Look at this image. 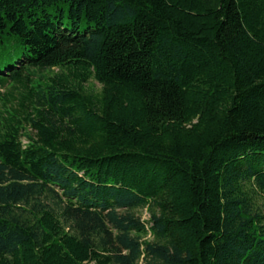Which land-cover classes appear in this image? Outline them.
<instances>
[{"label":"trees","instance_id":"obj_1","mask_svg":"<svg viewBox=\"0 0 264 264\" xmlns=\"http://www.w3.org/2000/svg\"><path fill=\"white\" fill-rule=\"evenodd\" d=\"M0 87V264H264V0H0Z\"/></svg>","mask_w":264,"mask_h":264},{"label":"rangeland","instance_id":"obj_2","mask_svg":"<svg viewBox=\"0 0 264 264\" xmlns=\"http://www.w3.org/2000/svg\"><path fill=\"white\" fill-rule=\"evenodd\" d=\"M96 85H97V84H96ZM97 88H99L98 85H97ZM5 89H6V88H5ZM0 90H1V91H4V88H1V87H0ZM138 214H140L144 220H146V219L149 218L148 214H147L146 211H144V210H139V211H138Z\"/></svg>","mask_w":264,"mask_h":264}]
</instances>
